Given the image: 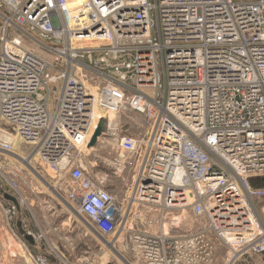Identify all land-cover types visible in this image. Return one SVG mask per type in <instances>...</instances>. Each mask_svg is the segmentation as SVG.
<instances>
[{
  "label": "built area",
  "instance_id": "1",
  "mask_svg": "<svg viewBox=\"0 0 264 264\" xmlns=\"http://www.w3.org/2000/svg\"><path fill=\"white\" fill-rule=\"evenodd\" d=\"M102 119L121 195L83 160ZM14 139L139 264L264 255V0H0V181L25 204Z\"/></svg>",
  "mask_w": 264,
  "mask_h": 264
},
{
  "label": "rangeland",
  "instance_id": "2",
  "mask_svg": "<svg viewBox=\"0 0 264 264\" xmlns=\"http://www.w3.org/2000/svg\"><path fill=\"white\" fill-rule=\"evenodd\" d=\"M37 52L43 54L39 50ZM127 115L123 117V122H128L133 132H140L139 116L133 113ZM18 140L20 143L17 142L15 152L20 156L18 165L21 167V176L17 179L27 203L17 201L6 182L0 181V202L5 208L8 203L18 202L17 215L10 222L0 204V264H37V256L46 258L48 264H139L124 244H119L110 236L94 233L87 218L77 215L65 205L61 197L48 188L47 182H52L51 176L37 157H32V170L24 166L21 158L29 154L33 146ZM95 147L83 154V160L90 171L109 172L115 191L121 195L129 174L124 173L121 177L112 174L110 166L99 158V146ZM0 157L3 160L4 157L9 158V155ZM7 170L1 168L5 174ZM190 227L191 223L181 226L182 230ZM111 242L113 247L109 246ZM218 249L216 264H226V248ZM236 264H264V255H248Z\"/></svg>",
  "mask_w": 264,
  "mask_h": 264
},
{
  "label": "water",
  "instance_id": "3",
  "mask_svg": "<svg viewBox=\"0 0 264 264\" xmlns=\"http://www.w3.org/2000/svg\"><path fill=\"white\" fill-rule=\"evenodd\" d=\"M104 128H105V121L102 119V120H100L98 128L96 129V132L93 135V137L89 143L90 147L96 145V143L98 141V137L102 134V132L104 131ZM28 237H30V236H28Z\"/></svg>",
  "mask_w": 264,
  "mask_h": 264
},
{
  "label": "bare ground",
  "instance_id": "4",
  "mask_svg": "<svg viewBox=\"0 0 264 264\" xmlns=\"http://www.w3.org/2000/svg\"><path fill=\"white\" fill-rule=\"evenodd\" d=\"M6 132H7V131H6ZM3 136H4L5 138H7V139L9 138V135H8V134H6V133H5V134L3 133ZM17 142H18V144L20 143V141H19V140H15V139H14V143H15L16 145H18V144H17ZM91 149H92V148H89V150H91ZM49 186H50V185H49ZM47 187H48V186H47ZM48 188H49V187H48ZM109 246L113 247V244H112V242L110 243V245H109Z\"/></svg>",
  "mask_w": 264,
  "mask_h": 264
}]
</instances>
